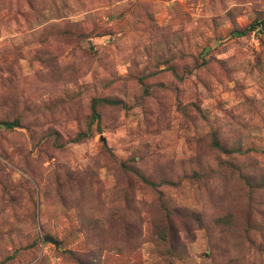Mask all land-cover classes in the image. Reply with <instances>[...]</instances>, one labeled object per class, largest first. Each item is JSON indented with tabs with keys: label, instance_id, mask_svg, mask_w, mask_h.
I'll return each instance as SVG.
<instances>
[{
	"label": "rangeland",
	"instance_id": "1",
	"mask_svg": "<svg viewBox=\"0 0 264 264\" xmlns=\"http://www.w3.org/2000/svg\"><path fill=\"white\" fill-rule=\"evenodd\" d=\"M3 122L0 264H264V0H0Z\"/></svg>",
	"mask_w": 264,
	"mask_h": 264
},
{
	"label": "trees",
	"instance_id": "2",
	"mask_svg": "<svg viewBox=\"0 0 264 264\" xmlns=\"http://www.w3.org/2000/svg\"><path fill=\"white\" fill-rule=\"evenodd\" d=\"M91 118H92L93 121H96V122H98V120H99V115H98V113L96 112V109H95L94 106H92ZM0 125L3 126V127L6 128V129H13V128H15V127L18 126V123H17V122H3V123H0ZM87 137H88V134H87V133H85V134H79V135H77V136L74 138L73 141H74V142H81V141H83V140H84L85 138H87ZM214 145H215L218 149L223 150V149L219 146V144H218L217 142H215Z\"/></svg>",
	"mask_w": 264,
	"mask_h": 264
},
{
	"label": "water",
	"instance_id": "3",
	"mask_svg": "<svg viewBox=\"0 0 264 264\" xmlns=\"http://www.w3.org/2000/svg\"><path fill=\"white\" fill-rule=\"evenodd\" d=\"M44 240H45V241H48V242L56 243V242L53 240V238L50 237V236H46V237L44 238Z\"/></svg>",
	"mask_w": 264,
	"mask_h": 264
}]
</instances>
